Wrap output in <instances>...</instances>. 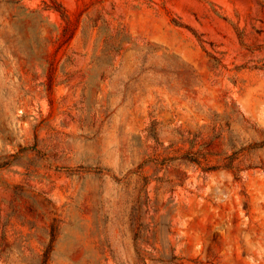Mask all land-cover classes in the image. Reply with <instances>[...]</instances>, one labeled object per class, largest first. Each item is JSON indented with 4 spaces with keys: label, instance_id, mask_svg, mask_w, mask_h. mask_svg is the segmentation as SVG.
<instances>
[{
    "label": "rangeland",
    "instance_id": "1",
    "mask_svg": "<svg viewBox=\"0 0 264 264\" xmlns=\"http://www.w3.org/2000/svg\"><path fill=\"white\" fill-rule=\"evenodd\" d=\"M263 141L264 0H0V264H264Z\"/></svg>",
    "mask_w": 264,
    "mask_h": 264
},
{
    "label": "trees",
    "instance_id": "2",
    "mask_svg": "<svg viewBox=\"0 0 264 264\" xmlns=\"http://www.w3.org/2000/svg\"><path fill=\"white\" fill-rule=\"evenodd\" d=\"M256 147H264V141L258 144H254L249 148H256ZM248 150V148L242 147L238 150H235L232 154L226 156L224 158V164L221 166L222 168L229 170V171H241L240 165H236L235 161L238 160L241 155H243L244 151ZM248 168L254 167L253 164H249ZM219 168V167H218Z\"/></svg>",
    "mask_w": 264,
    "mask_h": 264
}]
</instances>
